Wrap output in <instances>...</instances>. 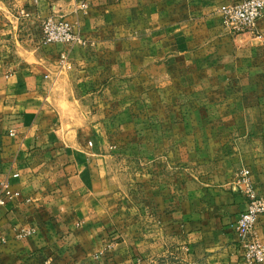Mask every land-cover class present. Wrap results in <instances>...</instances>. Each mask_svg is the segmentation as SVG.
Masks as SVG:
<instances>
[{"label":"crops","instance_id":"obj_1","mask_svg":"<svg viewBox=\"0 0 264 264\" xmlns=\"http://www.w3.org/2000/svg\"><path fill=\"white\" fill-rule=\"evenodd\" d=\"M56 1L0 0V182L11 171L19 173V178L9 179L14 196L0 205V264H42L47 258L55 264H159L158 216L152 204L143 231L140 221L135 231L118 230L116 235L97 225L104 217L99 208L107 204L94 198L106 185L100 165L105 156L90 136L83 135L87 123L78 120L71 69L80 44H43L41 38L47 12L66 6ZM86 1V8L101 13L124 3ZM193 1L207 11L203 14L221 15L240 0ZM215 28L218 36H229L214 41L219 43V58L246 53L245 76L252 92L264 96V11L251 33ZM61 52H67L70 67L59 60ZM262 103L215 106L217 142L228 144L231 167L221 171L215 185L205 184L208 188L187 200L193 215L187 210L180 215L175 236L165 232L160 255L166 259L184 254L185 264H249L241 255L237 224L249 195L238 171L247 168L254 194L264 196V98ZM79 193L84 198L78 199ZM171 215L166 214L169 219ZM26 228L35 232L19 238ZM255 235L264 243L263 218ZM114 238L118 242L109 243Z\"/></svg>","mask_w":264,"mask_h":264},{"label":"rangeland","instance_id":"obj_2","mask_svg":"<svg viewBox=\"0 0 264 264\" xmlns=\"http://www.w3.org/2000/svg\"><path fill=\"white\" fill-rule=\"evenodd\" d=\"M123 1L101 13L86 0H57L66 6L47 12L41 27L48 18L64 21L80 44L71 69L78 120L105 156L106 185L94 198L107 204L97 225L116 235L140 221L143 231L152 204L158 263L185 264L184 254L160 255L165 232L179 233L180 215H193L187 200L231 167L228 144L217 142L215 106H263L264 96L245 76L246 53L219 58L214 41L229 37L215 28L225 26L222 12L203 14L193 0Z\"/></svg>","mask_w":264,"mask_h":264},{"label":"built area","instance_id":"obj_3","mask_svg":"<svg viewBox=\"0 0 264 264\" xmlns=\"http://www.w3.org/2000/svg\"><path fill=\"white\" fill-rule=\"evenodd\" d=\"M264 11V0H240L235 4L225 7L222 16L225 26L233 32H253L257 20ZM42 43H66L76 41L71 27L64 21H55L50 18L45 20L42 27ZM62 64L67 62V52L60 54ZM70 67V66H68ZM12 133V132H11ZM239 181L245 186L249 195L247 208L238 218V234L240 236V249L243 260L249 264L264 263V243L255 235L256 224L259 219H264V196L255 195L249 180V170L243 168L238 171ZM19 178V173L11 171L0 182V205L7 203L14 196L10 188L9 179ZM35 232V228H26L18 233V237H26ZM42 264H54L51 258L44 260Z\"/></svg>","mask_w":264,"mask_h":264}]
</instances>
